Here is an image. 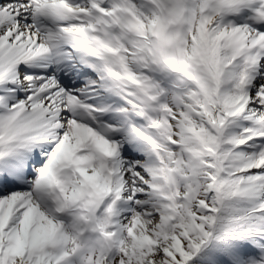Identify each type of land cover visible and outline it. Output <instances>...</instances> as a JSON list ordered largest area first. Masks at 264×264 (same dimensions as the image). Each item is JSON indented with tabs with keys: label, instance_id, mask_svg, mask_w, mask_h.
Listing matches in <instances>:
<instances>
[{
	"label": "snow or ice",
	"instance_id": "6c2138e0",
	"mask_svg": "<svg viewBox=\"0 0 264 264\" xmlns=\"http://www.w3.org/2000/svg\"><path fill=\"white\" fill-rule=\"evenodd\" d=\"M0 264H264V0H0Z\"/></svg>",
	"mask_w": 264,
	"mask_h": 264
}]
</instances>
